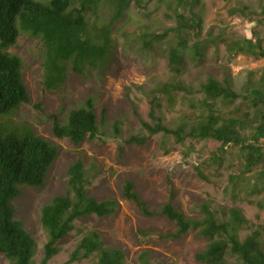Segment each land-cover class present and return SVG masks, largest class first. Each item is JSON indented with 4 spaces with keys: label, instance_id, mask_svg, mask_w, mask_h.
<instances>
[{
    "label": "trees",
    "instance_id": "1",
    "mask_svg": "<svg viewBox=\"0 0 264 264\" xmlns=\"http://www.w3.org/2000/svg\"><path fill=\"white\" fill-rule=\"evenodd\" d=\"M101 0H0V252L7 264H36V242L22 222L14 215L13 199L21 193V185L41 186L57 154L56 146L35 133L30 127L14 124L10 115L29 94L22 77V58L8 47L21 32L37 36L43 42L42 83L48 89L60 87L68 68L82 73L86 67L105 64L114 44L113 22L122 15L130 0H108L113 11L108 20L99 19L97 7ZM175 24L160 32L146 29L139 37L144 48L157 52L163 42L171 75L153 84L148 90L150 115L154 122L142 121L145 132L132 134L127 142H145L154 133L170 134L177 142L188 136L216 142L209 162L220 165L229 151L236 147L238 170L230 171L224 192L233 202L248 195L260 208L264 207V71L254 79L249 70L241 87L234 85L229 73L223 77L208 76L194 89L178 75L183 73L188 56L202 60L209 45L223 42L229 53H246L264 57V32L255 26L251 34H229L227 24L211 26L203 35V15L194 10L199 0H170ZM229 12L251 17L256 24L263 18L253 17L250 7L242 3ZM92 16L95 17L92 19ZM188 101L184 116L176 125L163 122V109H171L179 100ZM238 100V102H236ZM236 103V104H235ZM234 104V105H232ZM55 116V114H53ZM58 137H68L79 144L85 137L99 135L93 100L88 97L82 105L69 109L66 120L56 117L52 125ZM201 176L207 178L201 170ZM81 158L67 169L68 188L43 203L40 221L47 234L39 264L59 251L58 242L74 227L75 219L89 214L105 216L113 213L114 199L99 200L87 191L89 180ZM123 194L132 199L145 214L160 213L175 222V229L166 236L177 238L192 230L208 238L203 249L195 253L204 264H264V218L255 228L249 224L240 206L232 205L224 217L210 203L201 205V214L185 215L170 201L157 210H150L126 179ZM250 231H242L248 228ZM141 232L146 233L141 230ZM143 251L141 257H144ZM83 257H93L96 264H124L125 253L116 246L105 244L99 233L87 230L78 240L65 264ZM92 264V263H86ZM160 264V263H157Z\"/></svg>",
    "mask_w": 264,
    "mask_h": 264
},
{
    "label": "rangeland",
    "instance_id": "2",
    "mask_svg": "<svg viewBox=\"0 0 264 264\" xmlns=\"http://www.w3.org/2000/svg\"><path fill=\"white\" fill-rule=\"evenodd\" d=\"M169 3L173 1L130 0L122 15L113 22L114 44L105 64L86 67L82 73L68 68L66 79L58 88L48 89L42 83L43 42L39 37L21 32L16 42L8 47L22 58V77L29 94L28 102L12 112L11 121L21 128L30 127L57 148L44 184H22L21 193L13 199L15 217L35 239L36 264H39L47 239L40 221L41 206L53 196L65 193L67 169L78 158L82 159L87 171L88 193L99 200L114 199L115 209L105 216L89 214L76 218L75 227L59 240V251L47 264H65L80 237L89 229L97 231L105 244L121 248L125 253L124 264H204L195 253L204 248L208 238L192 230L177 238L166 236L175 229V222L164 214H145L123 194L126 179L133 182L134 189L152 211L170 201L185 215L197 216L201 214V205L210 203L220 217H224L230 206H240L249 219L250 228L257 227L264 218V207L250 201L258 194L233 202L224 192L229 172L240 166L235 146H226L229 151L218 165L208 161L211 149L217 145L211 140L188 136L177 142L170 134L158 132L143 143L126 141L132 134L145 132L142 121H155L149 112L147 92L155 82L171 75L163 49L167 43L163 42L157 52H152L143 47L139 37L143 30L160 32L175 24ZM242 3L250 7L253 17L263 18L264 0H199L194 10L202 12L203 35L211 26H216V32L220 24L230 26V35L232 32L250 35L254 26L264 32V20L256 24L251 17L229 12L231 6ZM112 8L108 0H101L97 17L108 20ZM249 70L255 71L253 77L257 79L264 71V57L229 53L220 41L217 45H209L198 62L187 56L183 73L178 78L194 89V96H199L197 87L206 77L221 78L227 72L234 85L241 87ZM88 97L93 100L100 134L94 138L85 137L79 144L68 137L56 136L52 129L55 117L60 122L65 121L69 109L82 105ZM187 106L186 99L179 100L173 108L163 109V115L155 114L162 116L163 122L176 125ZM262 239L264 241V231ZM86 263L96 264L93 257L67 264ZM0 264H7L2 252Z\"/></svg>",
    "mask_w": 264,
    "mask_h": 264
}]
</instances>
